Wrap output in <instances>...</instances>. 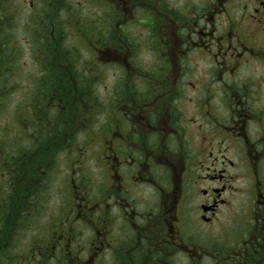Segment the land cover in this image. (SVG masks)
I'll return each instance as SVG.
<instances>
[{
  "label": "flooded vegetation",
  "instance_id": "flooded-vegetation-1",
  "mask_svg": "<svg viewBox=\"0 0 264 264\" xmlns=\"http://www.w3.org/2000/svg\"><path fill=\"white\" fill-rule=\"evenodd\" d=\"M37 1L10 118L26 0H0V264H264V0ZM58 91L70 130L37 135Z\"/></svg>",
  "mask_w": 264,
  "mask_h": 264
},
{
  "label": "rangeland",
  "instance_id": "rangeland-1",
  "mask_svg": "<svg viewBox=\"0 0 264 264\" xmlns=\"http://www.w3.org/2000/svg\"><path fill=\"white\" fill-rule=\"evenodd\" d=\"M31 0H26L25 10L23 18L25 20V29L23 28L22 24H20L18 27H14L9 33L13 36L15 45L17 46V39L20 45V51L16 50V55L18 57V54L20 55L19 58L16 60V74L13 75V77L10 79L11 83H15V88L13 92L10 95V106L5 111V114L12 117L11 111L14 107L15 103L18 102L21 99V92L19 91L21 88L29 87V78L34 76H29L31 71H34L37 68V61L38 57L34 55V44H33V38H34V32L33 29L35 28L34 24H31L34 22L32 18V12L33 9H36L39 5V1L32 0L33 1V7L31 8L30 5ZM77 1V0H76ZM83 8H80L79 12H81ZM88 10L83 9V13H86ZM20 16L15 15V21L18 23ZM32 18V19H30ZM14 20V18H13ZM23 28V29H22ZM69 32V43L72 45H76L75 42H77V39L74 37V34L71 35L70 30ZM23 37V38H22ZM107 84H110L111 81L106 80ZM1 119V118H0ZM11 123V122H10ZM12 132H14L13 129H10ZM16 133V132H15ZM65 163H68L65 159V155L60 156V161L58 164V172L55 176L54 183L52 184L50 190L47 192L49 194L48 204L45 209V215L48 216L53 210L57 207L58 203L61 201V198L63 197L62 191V183L67 180L68 178V168L66 167ZM84 170L80 171L79 173H88L93 178H97V166L94 162H83ZM90 171L88 172L87 170Z\"/></svg>",
  "mask_w": 264,
  "mask_h": 264
},
{
  "label": "trees",
  "instance_id": "trees-1",
  "mask_svg": "<svg viewBox=\"0 0 264 264\" xmlns=\"http://www.w3.org/2000/svg\"><path fill=\"white\" fill-rule=\"evenodd\" d=\"M47 36H48V34H47ZM41 50L43 52V55H47V53H49L50 51H54V45H52V48H51V46H49L48 48L45 47V49L41 47ZM55 50H56L57 55L59 56V58H61L62 61H63V58L65 59V57L68 54L67 44L66 43H62L61 41H59V44H57ZM1 54H3L2 51L0 52V55ZM10 54H11L10 55V60H9L10 67H13L14 66V59H13V55L14 54H12V51L11 50H10ZM56 71L57 72L65 71V69H62V70L61 69H59V70L58 69H55V72ZM58 78L60 79V76ZM46 87H48V88L49 87L58 88L56 85H53L52 83H49V84L46 83ZM61 87H62V85H61ZM57 94H58V96H57V99H56L57 100L56 109H57V117H58V119H60V120H58V124L56 126L57 132L56 133L51 132V130L49 128L44 127L42 124H40L38 129H37L36 126L35 127H32V130H33L32 132H35L37 135H43V136L44 135H49V136H53V135L56 134L57 136L60 137V135H62V136L65 135V130H70V128H67L65 125H63V124L60 123L61 119H66V115L68 114V112H67V97L64 94L61 95V92L60 91H58ZM76 106H77L76 103H73L74 111L76 109ZM49 108H45V109H49ZM19 109L20 108L17 109V112L19 111ZM50 112H51V110L49 111V113ZM29 113L32 115V112L29 111ZM45 113H46V110L42 109L41 110V114H45ZM34 120L35 119L33 117H31V121L35 122ZM37 130H39L38 133H37ZM42 130H43V132H41ZM44 143H46V142L43 141L42 144H44ZM56 143H57V151H61L63 149L65 143H63V140H58ZM13 258H15V257L13 256ZM10 262H11V264H13L12 263L13 262L12 259H10Z\"/></svg>",
  "mask_w": 264,
  "mask_h": 264
},
{
  "label": "bare ground",
  "instance_id": "bare-ground-1",
  "mask_svg": "<svg viewBox=\"0 0 264 264\" xmlns=\"http://www.w3.org/2000/svg\"><path fill=\"white\" fill-rule=\"evenodd\" d=\"M16 58V57H15Z\"/></svg>",
  "mask_w": 264,
  "mask_h": 264
}]
</instances>
